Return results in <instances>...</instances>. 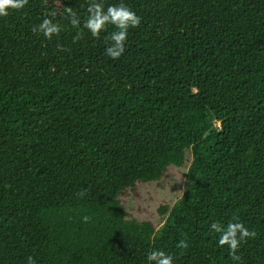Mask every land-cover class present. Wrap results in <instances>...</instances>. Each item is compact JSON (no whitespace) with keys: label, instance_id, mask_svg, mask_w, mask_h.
<instances>
[{"label":"trees","instance_id":"1","mask_svg":"<svg viewBox=\"0 0 264 264\" xmlns=\"http://www.w3.org/2000/svg\"><path fill=\"white\" fill-rule=\"evenodd\" d=\"M123 2L141 22L117 59L114 25L83 26L89 0L0 17V264H237L210 228L233 218L255 232L238 264H264V0ZM170 166L185 187L163 226L129 218L122 198Z\"/></svg>","mask_w":264,"mask_h":264},{"label":"clouds","instance_id":"2","mask_svg":"<svg viewBox=\"0 0 264 264\" xmlns=\"http://www.w3.org/2000/svg\"><path fill=\"white\" fill-rule=\"evenodd\" d=\"M28 3V0H0V17H6L11 10H21ZM56 12H51L41 19L40 23L34 25L33 32L42 34L47 39L58 36L62 30V25L55 18ZM63 16L73 27L80 24V17L71 7L65 8ZM141 22V17L131 8L126 6L123 0L118 3L109 4L105 9L103 0H89L87 5V18L83 20V26L89 30L93 37H98L100 32L108 24L114 25L117 30L111 32L108 39L111 44L106 46V54L112 58H119L125 50V41L127 39L129 27H137ZM84 221L88 216L82 217ZM213 232L218 233L216 243L218 246L227 245L228 255L237 264L240 261L238 249L240 245L249 237L255 236L254 231L238 218L229 220L226 224L213 221L210 225ZM183 245V241L180 242ZM147 264H174L173 254L162 249H153L146 254ZM26 264H37L33 256L27 258Z\"/></svg>","mask_w":264,"mask_h":264},{"label":"rangeland","instance_id":"3","mask_svg":"<svg viewBox=\"0 0 264 264\" xmlns=\"http://www.w3.org/2000/svg\"><path fill=\"white\" fill-rule=\"evenodd\" d=\"M186 167L170 166L159 182L138 183L135 191L122 198L129 218L150 221L160 229L165 220L158 213L161 206H172L181 198L185 187Z\"/></svg>","mask_w":264,"mask_h":264}]
</instances>
